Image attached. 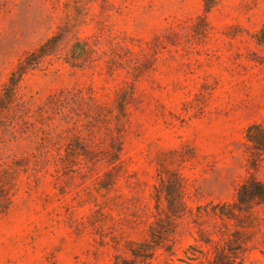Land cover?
<instances>
[{"label":"rangeland","instance_id":"obj_1","mask_svg":"<svg viewBox=\"0 0 264 264\" xmlns=\"http://www.w3.org/2000/svg\"><path fill=\"white\" fill-rule=\"evenodd\" d=\"M67 23L93 61L75 68L46 56L23 75L19 96L33 119L42 107L36 125L50 133L43 151L52 160L73 154L64 133L107 141L114 95L126 90L123 169L109 179L103 164L16 173L0 213V264H109L126 241L146 236L159 161L181 174L193 210L231 202L251 176L264 182V148L246 138L250 124L264 128V0H0V88ZM1 139L0 161L20 157L24 142ZM184 223L171 255L157 247L152 264H187L196 233ZM244 264H264L258 246Z\"/></svg>","mask_w":264,"mask_h":264},{"label":"trees","instance_id":"obj_2","mask_svg":"<svg viewBox=\"0 0 264 264\" xmlns=\"http://www.w3.org/2000/svg\"><path fill=\"white\" fill-rule=\"evenodd\" d=\"M68 25H59L52 36L26 52L0 88V139L7 135L15 146L24 142L20 157L0 161V213L10 204L11 179L19 171H50V168L51 171H94L96 165L103 164L104 171H114L112 175L106 173L109 179L123 169L120 136L127 103L126 90L114 95L113 130L107 141L90 143L76 132L64 133V151L71 150L74 155L63 154L52 160L45 157L43 151L50 142V133L46 127L39 126L42 124V107L35 111L33 119V114H28L27 104L19 96L23 75L46 56L61 58L75 68H83L93 61L95 50L86 40L78 38L76 31H71L73 27L67 28ZM78 92L63 99H75ZM53 102L60 103V98L55 97ZM246 138L254 147L264 148V128L259 123L247 127ZM158 166V185L153 187L155 212L146 236L142 240L126 241L125 251L114 254L109 264H152L157 247H164L171 255L173 237L182 220L187 229L192 226L196 233L193 242L183 251L187 264H244L246 253L255 246L264 256V212L261 213L264 210V182L251 176L237 187L231 202L209 201L196 205L193 210L184 200L181 174L167 171L163 161H159Z\"/></svg>","mask_w":264,"mask_h":264}]
</instances>
